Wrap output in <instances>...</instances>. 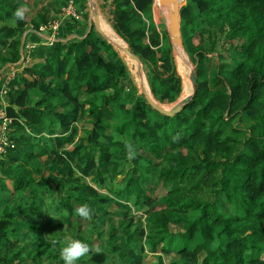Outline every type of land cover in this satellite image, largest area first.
<instances>
[{"label":"trees","instance_id":"obj_1","mask_svg":"<svg viewBox=\"0 0 264 264\" xmlns=\"http://www.w3.org/2000/svg\"><path fill=\"white\" fill-rule=\"evenodd\" d=\"M54 3L0 0V68L21 60L27 29L38 43L28 57L39 59L26 66L25 56L11 80H0V109L11 120L0 155V264H64L60 251L70 235L90 247L77 264H146L147 249L166 264L176 242L197 236L200 244L178 251L171 264H264V0H186L182 28L191 35L184 44L198 64V92L174 117L137 96L127 68L109 57L113 48L95 29L71 38L81 24L68 18L61 40L49 46L37 33L68 4L54 15ZM154 6L117 1L112 23L147 66L156 99L169 104L182 79L168 37L150 40ZM18 8L23 20L14 15ZM114 112L123 146L108 133ZM129 149L140 160L130 171L105 168L130 160ZM128 192L144 219L126 220L118 202ZM83 205L91 219L78 215Z\"/></svg>","mask_w":264,"mask_h":264},{"label":"rangeland","instance_id":"obj_2","mask_svg":"<svg viewBox=\"0 0 264 264\" xmlns=\"http://www.w3.org/2000/svg\"><path fill=\"white\" fill-rule=\"evenodd\" d=\"M39 1L41 3H43L44 5H46L49 1L51 2V0H39ZM70 1L71 0H58V3H54L56 5V9L52 10L53 13H55L54 15L58 14V10H59V8L63 2L69 3ZM73 1H75V3H76V10H77V13L79 15V19H77V20L80 22L81 26H80V31H78L80 35L79 36H73L71 38H75V37L84 38L87 36V33L89 32V30L92 26H93V29L96 30L95 22H94L93 15H92V10H91V7L89 5L88 0H73ZM117 1H121V0H97L96 1L101 20L104 23L108 24L114 31H115V29L113 27L112 19H113L114 4ZM54 2H55V0H54ZM182 4L181 5L184 6L186 4V0L184 2H182ZM190 7L192 8V10L195 13V16L197 17L198 16L197 9L194 8L193 6H190ZM154 20H155V23L157 25V29L151 35L150 40L159 39V40H162L165 42V39L168 37L169 41L171 42L170 30H169V25H168L167 10L165 9L164 5H159V3H157V0H155V6H154ZM101 27H102V31L106 35H107L106 32L108 30H111L110 28L106 27L104 24H101ZM29 30H31V29H27V31H25V33L22 35L23 41L24 40L26 41L27 35H32L31 34L32 31H29ZM64 31H65V29H64ZM66 31L64 33H66ZM189 32L184 33L183 28H182V37H183L184 42L187 39V37H189L191 35V32L190 33ZM116 33L112 34V32H111V36H112V38L115 37L116 39H118V41H115L116 43L118 42L117 43L118 46L115 44L113 45L111 42L109 43L113 48L112 51H110L108 53L109 57L112 60H114L117 64L125 66L127 68L128 81L132 82L137 96L142 97L143 96V92H142L143 90L142 89L145 88L147 90V92L156 101H158L152 92V88H151V85L149 82V70H148L147 66L144 64L142 66H139L137 62L131 60L123 52L122 47H126L128 45L124 41V39H122L118 35V33L116 35ZM51 34L52 33L49 32L48 36L50 37ZM185 34H187L188 36L186 37ZM71 38H69V39H71ZM56 40H61L59 38V35H58ZM195 41L197 42V40H195ZM37 42H40V41L37 40ZM48 45L50 46L51 44H48ZM33 46H34V44L29 46L28 50L26 52H24V56H26V57L29 56V50H31L33 48ZM172 51H173V56H174V67L177 70L178 74L181 76L182 81H181V89H180V93H179L178 98L169 104H161L164 108H166L168 110H171L180 101L184 100L185 98H187L188 96L193 94V88H192V82L190 80V74L192 72H196L197 68H198V64L193 62V60L191 59V56L189 55L186 48L184 50H179L178 54H176L174 52L175 48L172 46ZM209 58H211V60H212V65L218 64V60H217V57L215 55H210ZM27 59L29 61H28V63L25 64L26 66H30L39 60L37 57L33 58L32 56L28 57ZM24 60H25V58H21V60L16 64L6 65L3 69L0 68V80H3L4 82H6V80H8V78L13 75L14 71L17 72L18 70H21L24 67ZM121 121H122L121 114L118 112H114L110 118L111 128L109 129L108 133L113 138V142H112L113 145H116V146H118V145L123 146V144L127 141V137L122 135L117 129V126L121 123ZM119 160H121V159H119ZM118 161L116 163L110 164L109 166H105V168L108 170L116 171V172L120 171L121 169H124L126 172H128L131 169V165L132 166L137 165L140 162L139 158H137V157H133L128 161H126V160H121L119 162ZM123 178H124L123 176H120L118 179V182H120V180H123ZM109 182L110 181H108V184H109ZM113 186L115 187V189L120 187L119 183H110V188H112ZM170 190H171V186L161 187L154 193V197L162 198ZM100 192L104 193L105 195L110 196V197L114 196L113 194L110 193V190L108 188L100 189ZM133 203H134V197H133L132 193H129V192L125 194L124 199L122 201L118 202V205L122 209L126 220H130L131 218L134 220L144 219L142 214L136 211ZM105 219L109 220V222L113 221L112 217H107ZM106 229H107V227H103L100 230H106ZM70 240H72L71 235L69 236L67 242ZM104 240H106V238ZM200 242H201V239L198 236L192 241H183V242H181L180 245H178L179 242H176V246L169 249L167 254H164L165 263L171 264V263L178 262V260H179L178 251H180L184 248L194 249L198 244H200ZM177 245L180 248H177ZM98 246H99V242L94 245L96 250H98V248H99ZM149 252H150L149 249H147L146 254L148 256L145 258V263L146 264H157L158 261L155 259H152V255H150ZM128 253L130 255V258H133L136 254V251L135 250H129Z\"/></svg>","mask_w":264,"mask_h":264},{"label":"water","instance_id":"obj_3","mask_svg":"<svg viewBox=\"0 0 264 264\" xmlns=\"http://www.w3.org/2000/svg\"><path fill=\"white\" fill-rule=\"evenodd\" d=\"M89 5L92 10L93 19L95 22V28L97 33L103 37L107 42L110 43V40L102 31L101 27V17L99 14L98 6H97V0H88ZM181 1L183 0H160V5H168L172 4V8L170 9L169 17H168V25L170 30V38L172 46L175 48V53L178 54L179 50L185 49L184 40L182 37V19H181V10L183 8V4L181 5ZM93 30V26L90 28L87 35ZM25 49V40L23 41L22 47H21V54L24 56V50ZM123 52L133 61L137 62L139 66L143 65V62L141 58L137 55H135L129 46L122 47ZM190 80L192 82V88H193V94L185 98L184 100L180 101L174 108L171 110H168L164 108L160 102L156 101L145 88H143V96L145 100L147 101L148 105L151 106L152 109L155 111L169 117H174L177 114L181 113L185 106L189 105L191 101L194 100V98L197 95L198 92V81H197V75L196 72H192L190 74Z\"/></svg>","mask_w":264,"mask_h":264},{"label":"built area","instance_id":"obj_4","mask_svg":"<svg viewBox=\"0 0 264 264\" xmlns=\"http://www.w3.org/2000/svg\"><path fill=\"white\" fill-rule=\"evenodd\" d=\"M68 18L79 19V15L76 10V3L73 0H71L66 6L62 8V11H61V14L59 15L58 20H54L49 25V27L42 28L41 31L37 34L41 38H43L47 42V44L53 45L56 41H58L56 39L59 35L60 27H61L63 20H66ZM49 32L52 33L50 37L48 36ZM15 72L16 71H14L13 75L8 78L7 82L14 77ZM6 92L7 91L5 87L2 91V95H5ZM0 120L3 122V126L0 128V155H1L5 151V145L7 143V138H8V133H9V125L11 123V120L7 117V114L5 113V110L3 109H0Z\"/></svg>","mask_w":264,"mask_h":264},{"label":"clouds","instance_id":"obj_5","mask_svg":"<svg viewBox=\"0 0 264 264\" xmlns=\"http://www.w3.org/2000/svg\"><path fill=\"white\" fill-rule=\"evenodd\" d=\"M14 15L18 20H23L25 16V10L18 8ZM129 158H132L131 149H129ZM76 211L78 215L84 219L92 218V214L87 205L79 207ZM89 252L90 247L88 244L81 240H70L67 242L66 246L61 249L60 257L64 264H77V262L88 255Z\"/></svg>","mask_w":264,"mask_h":264},{"label":"crops","instance_id":"obj_6","mask_svg":"<svg viewBox=\"0 0 264 264\" xmlns=\"http://www.w3.org/2000/svg\"><path fill=\"white\" fill-rule=\"evenodd\" d=\"M89 2V1H88ZM101 24H104L106 27H108V28H110L111 30H109V31H107L106 33L108 34L107 35V37H112L111 36V32H113V33H116L108 24H106V23H104L102 20H101ZM112 33V34H113ZM34 35V33L32 32V35H27L28 36V45L30 46V45H32V44H34V46H36L37 44H36V42H35V37L33 36ZM116 35H117V33H116ZM27 36H26V38H27ZM110 40L112 41V39L110 38ZM114 41V40H113ZM112 41V42H113ZM115 42V41H114ZM109 43V42H108ZM116 43V42H115ZM33 46V47H34ZM26 52V51H25ZM22 58H25V56H22ZM29 61V60H28Z\"/></svg>","mask_w":264,"mask_h":264},{"label":"bare ground","instance_id":"obj_7","mask_svg":"<svg viewBox=\"0 0 264 264\" xmlns=\"http://www.w3.org/2000/svg\"><path fill=\"white\" fill-rule=\"evenodd\" d=\"M185 0H183V1H181V4H182V2H184ZM157 3H160V0H157ZM160 5V4H159ZM165 6V9L167 10V13H168V17H169V13H170V9L172 8V4H168V5H164ZM109 31V30H108ZM104 33V32H103ZM113 33V32H112ZM105 34V33H104ZM108 35V34H107ZM106 34H105V36H107ZM109 38V37H108ZM111 39H112V41L114 40V41H118V39H116L115 37H110ZM110 40V39H109ZM111 40H110V42H112ZM112 42L113 44H115V45H117L118 46V42L117 43H115V42ZM120 46V45H119Z\"/></svg>","mask_w":264,"mask_h":264}]
</instances>
